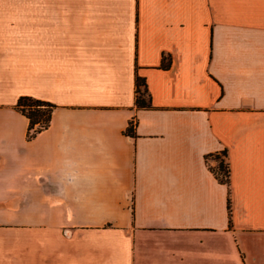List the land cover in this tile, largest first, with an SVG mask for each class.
<instances>
[{
    "label": "crops",
    "instance_id": "crops-1",
    "mask_svg": "<svg viewBox=\"0 0 264 264\" xmlns=\"http://www.w3.org/2000/svg\"><path fill=\"white\" fill-rule=\"evenodd\" d=\"M0 264H264V0H0Z\"/></svg>",
    "mask_w": 264,
    "mask_h": 264
},
{
    "label": "trees",
    "instance_id": "trees-1",
    "mask_svg": "<svg viewBox=\"0 0 264 264\" xmlns=\"http://www.w3.org/2000/svg\"><path fill=\"white\" fill-rule=\"evenodd\" d=\"M134 95H135V106L136 107H147L148 102L144 96H146V87L144 81L139 76H135L134 81ZM16 109L23 114L27 120L26 137L31 138L37 132L44 129L50 119V113L52 104L47 101L38 100L30 96H20L15 103ZM129 135L133 134V126L128 127L127 130ZM221 153V155H223ZM216 161L215 166L208 165L209 170L213 173L215 178L221 183H227V164L224 159L219 156H213ZM206 159V157H205Z\"/></svg>",
    "mask_w": 264,
    "mask_h": 264
},
{
    "label": "built area",
    "instance_id": "built-area-1",
    "mask_svg": "<svg viewBox=\"0 0 264 264\" xmlns=\"http://www.w3.org/2000/svg\"><path fill=\"white\" fill-rule=\"evenodd\" d=\"M129 125H130V126H133V120H131V121L129 122Z\"/></svg>",
    "mask_w": 264,
    "mask_h": 264
},
{
    "label": "rangeland",
    "instance_id": "rangeland-1",
    "mask_svg": "<svg viewBox=\"0 0 264 264\" xmlns=\"http://www.w3.org/2000/svg\"><path fill=\"white\" fill-rule=\"evenodd\" d=\"M145 97V96H144ZM146 98V97H145Z\"/></svg>",
    "mask_w": 264,
    "mask_h": 264
}]
</instances>
